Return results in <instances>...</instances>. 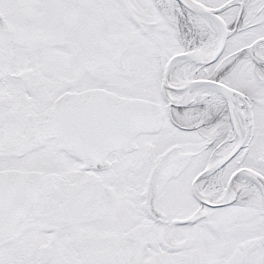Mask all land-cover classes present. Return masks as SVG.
<instances>
[{
  "label": "snow or ice",
  "instance_id": "1",
  "mask_svg": "<svg viewBox=\"0 0 264 264\" xmlns=\"http://www.w3.org/2000/svg\"><path fill=\"white\" fill-rule=\"evenodd\" d=\"M0 264H264V0H0Z\"/></svg>",
  "mask_w": 264,
  "mask_h": 264
}]
</instances>
